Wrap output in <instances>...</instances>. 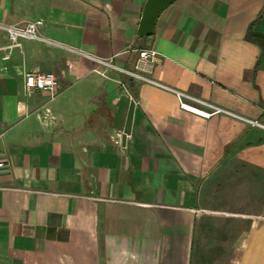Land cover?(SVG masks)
<instances>
[{
    "label": "crops",
    "instance_id": "obj_1",
    "mask_svg": "<svg viewBox=\"0 0 264 264\" xmlns=\"http://www.w3.org/2000/svg\"><path fill=\"white\" fill-rule=\"evenodd\" d=\"M146 1L0 0V264H264V57L246 37L264 0H174L139 35ZM32 20L43 38L14 43ZM151 46L160 84L88 55L134 69ZM33 70L56 96L25 91Z\"/></svg>",
    "mask_w": 264,
    "mask_h": 264
},
{
    "label": "built area",
    "instance_id": "obj_2",
    "mask_svg": "<svg viewBox=\"0 0 264 264\" xmlns=\"http://www.w3.org/2000/svg\"><path fill=\"white\" fill-rule=\"evenodd\" d=\"M41 23L42 20H32L28 21L24 27L16 25L7 26L10 39L15 43L19 36H26L30 38H43L38 30L39 24ZM88 55L98 62L109 66L117 67L122 72L140 81L156 84H160V82L156 81L151 76V74L156 65L162 62L166 57L155 47H143L139 49V55L136 59L134 69H129L114 64L111 59L99 58L91 54ZM24 81L25 91L27 93L33 90H47L50 92L52 97L58 94L59 89L62 86L60 78L52 71H28L25 73ZM175 92L177 94L181 108L203 116L205 118H209L220 112L234 113L221 105L197 97L183 90H175ZM4 134L5 130L0 126V138L3 137ZM2 164L3 162H0V166Z\"/></svg>",
    "mask_w": 264,
    "mask_h": 264
},
{
    "label": "water",
    "instance_id": "obj_3",
    "mask_svg": "<svg viewBox=\"0 0 264 264\" xmlns=\"http://www.w3.org/2000/svg\"><path fill=\"white\" fill-rule=\"evenodd\" d=\"M174 0H147L143 9L142 17L138 27L139 35H151L157 22L160 12ZM135 110V100L130 102L125 127L122 135V145L125 146L127 136L131 133L133 116Z\"/></svg>",
    "mask_w": 264,
    "mask_h": 264
},
{
    "label": "trees",
    "instance_id": "obj_4",
    "mask_svg": "<svg viewBox=\"0 0 264 264\" xmlns=\"http://www.w3.org/2000/svg\"><path fill=\"white\" fill-rule=\"evenodd\" d=\"M263 17H264V7H263L261 14L250 23L249 28L247 30V34H246L247 39L259 44L261 47V50H262L261 58L259 59L257 66L259 65L262 58L264 57V33L255 30V26Z\"/></svg>",
    "mask_w": 264,
    "mask_h": 264
}]
</instances>
